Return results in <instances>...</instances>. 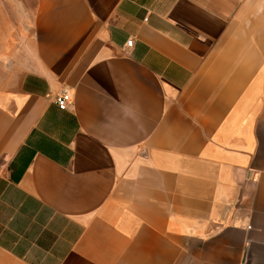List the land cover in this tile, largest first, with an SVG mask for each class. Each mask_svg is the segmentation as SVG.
<instances>
[{
	"label": "crops",
	"instance_id": "crops-1",
	"mask_svg": "<svg viewBox=\"0 0 264 264\" xmlns=\"http://www.w3.org/2000/svg\"><path fill=\"white\" fill-rule=\"evenodd\" d=\"M0 264H264V0H0Z\"/></svg>",
	"mask_w": 264,
	"mask_h": 264
},
{
	"label": "built area",
	"instance_id": "built-area-1",
	"mask_svg": "<svg viewBox=\"0 0 264 264\" xmlns=\"http://www.w3.org/2000/svg\"><path fill=\"white\" fill-rule=\"evenodd\" d=\"M127 47L133 46V41L131 39L126 41ZM55 105L60 111H67L72 106V97L66 90H61L58 94H56L54 98Z\"/></svg>",
	"mask_w": 264,
	"mask_h": 264
}]
</instances>
